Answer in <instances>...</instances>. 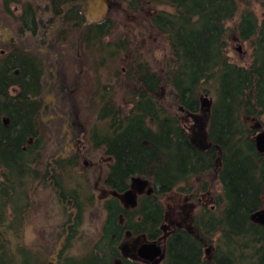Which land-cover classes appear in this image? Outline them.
<instances>
[{
    "label": "trees",
    "instance_id": "obj_1",
    "mask_svg": "<svg viewBox=\"0 0 264 264\" xmlns=\"http://www.w3.org/2000/svg\"><path fill=\"white\" fill-rule=\"evenodd\" d=\"M14 1L34 19L30 21L33 25L26 23L34 33L40 27L38 18L58 11L56 7L53 10L41 6L50 0H6V5ZM113 1V10L131 22L128 29L133 38L143 39L149 32L165 36L170 56L155 70L141 47L139 55L129 60L124 85L133 98L130 115L123 118L121 109L107 102L106 112L103 110L100 117L112 119L111 130L106 135L96 132L93 136L94 145L104 146L106 155L113 158L101 184L122 192L132 175H140L151 180L154 192L142 199L138 213L125 211L116 197L107 200L102 234L92 251L79 259L63 253L76 236L79 241L83 239L82 234H76V227L87 211L83 205L93 207L95 196L89 194L86 202L77 201L78 209H73L71 215L63 207L65 213L54 226L56 234L47 241L48 252L54 250L61 235L68 233L59 264H112L125 230L147 233L154 239L165 233L164 195L180 184L185 186L179 188L182 192L209 193L212 182L217 180L221 193H215L216 208L202 206L192 212L184 227L177 223L167 238L164 264H264V225L251 218L262 206L264 194V152L254 141L255 134L264 130V12L260 19L247 6L240 14V37L253 46L254 60L247 66L233 61L228 54L226 24L240 12L237 0ZM257 2L264 11V0ZM162 4L172 10L157 9L156 5ZM65 27V32L75 36L55 40L63 60L70 59L71 52L84 42L96 47L115 25H107L104 32L99 25L83 29L77 21ZM127 42L119 40L117 48L129 50ZM20 44L24 48L22 41ZM21 48L0 57V264H44L24 244V230L33 216L42 217L45 223L49 219L48 206L36 201L40 186L53 190L63 203L61 177L66 167L78 163L76 159L68 165L61 160L55 164L47 161L49 148H45V128L39 121V80L44 64L34 70ZM16 69L20 71L15 73ZM62 76L69 75L64 71ZM78 78L82 80L77 73L71 82ZM77 85L75 82L73 87ZM163 89H168V100L163 99ZM202 93L214 97L206 125L213 147L207 150L191 141L180 119L182 112H201ZM6 117L8 123L4 121ZM50 135L58 139L57 132ZM49 197L44 199L45 204L50 202ZM120 213L127 217L124 226L119 223ZM208 247L210 255L205 251Z\"/></svg>",
    "mask_w": 264,
    "mask_h": 264
},
{
    "label": "rangeland",
    "instance_id": "obj_2",
    "mask_svg": "<svg viewBox=\"0 0 264 264\" xmlns=\"http://www.w3.org/2000/svg\"><path fill=\"white\" fill-rule=\"evenodd\" d=\"M237 1L240 4V12H238L237 15L226 24L229 33L228 54L233 61L248 66L252 64L254 60L253 46L250 41H245L240 37L238 32L240 14L245 7L249 6L255 10L261 19L264 11L257 0ZM154 5L155 4L151 6ZM19 6L18 3H12L10 12L13 13L9 14L2 5V0H0V17L6 22L13 23L15 17L20 15L21 8ZM156 7L157 9L172 10V8L165 4L156 5ZM149 9L150 8H148V11H150ZM107 16L111 18V23L115 25L112 33L103 39H100V43L97 44L96 47L94 46L88 49L87 47L81 46L80 48L73 50L71 52L72 56L70 57L69 63L65 62L64 64H67L65 70H62V66L60 67L61 76L64 71H67L70 81L72 80L73 75L76 76L77 73L80 77L86 79L85 81H80L78 88L75 89L74 97H76L78 102L81 103L85 100V104H82L81 108V114L83 115V118L82 115L81 118L87 123L88 138L90 136H95L98 132L103 133L104 135L110 132V129L108 128L110 124L109 119H99L100 113L106 109H103L104 103L115 102L117 106L122 108L125 114H127L131 107L132 100L128 94L129 88L124 85L125 74L128 69L129 60L139 55V47H141L142 54L147 58L150 64L149 66L153 70L158 68L161 63L165 64L170 56L169 43L165 36H155L153 35L154 32H149L147 37L138 40L130 35L128 26L132 24L130 21L126 20L127 17H124L118 11H114L113 8ZM27 38L30 39V41L35 40L36 42L37 40L29 36H27ZM123 38L128 41L127 46L129 47V50L127 51L118 49L116 45V43ZM4 47L5 46L0 45V57H4L1 54L2 49L8 50ZM64 47H66V45H64ZM239 47L241 50L238 49ZM115 50L117 51L115 52ZM111 52H115V55ZM15 93L16 92H13L12 94ZM162 93L163 99L168 100V89H163ZM202 95H207L209 98L214 99L213 95L210 93H202ZM166 102L168 103V101ZM76 112H79L77 108ZM198 114L200 115L201 112H198ZM180 119L182 125L187 128L188 133L192 134L191 128L197 126L195 119L187 116L184 112L180 113ZM49 131L50 127H45L44 131H42L43 140L45 141V148H49L47 151V161L55 164L56 160H54V158L56 156L57 148L54 146L55 140L51 138V132ZM89 142L88 147L90 146V148H85V159L87 160V163H84L82 159L78 166L66 167L65 174L61 177L63 184L62 191L65 192L63 203L59 201L57 194L54 193L53 190L45 189L41 186L39 188L36 201H39L40 205L48 206L49 219L45 223L42 217L33 216L29 221V224H27L23 236L24 244H27L34 254H36L39 263H52V254L58 244H56L54 250L49 253L47 250L49 247L47 241L53 240L56 234L53 233L54 226L60 219H62V215L65 213L63 207H67L68 212L71 215L72 212L74 213L73 209H78V207H76L78 205L77 201L86 202L89 194H94L95 205L93 207H86V205H83L84 208H87V211H85V217L80 226L76 227V234H82L83 239L79 241L76 239L78 238L76 236L70 243L71 245H69L64 251V256L75 259L84 258L92 251L95 242L98 241L102 234L103 224L106 219V210L104 209V198L106 195H103L105 187L101 184V179L104 177L107 165L113 162V158L106 155L103 147L94 148L91 145L92 142L90 140ZM57 172L61 174L62 170ZM212 183V189L209 193L203 194L201 192H196V190L194 191L195 194L182 192L179 188L184 185L180 184L171 193L164 195L162 201L166 208V217L162 223V227L164 226L165 228L162 229L165 234L173 231L174 228L178 226L177 223H180L188 216V214H186L187 212L192 214V212L194 213L199 209V207H195L196 210L194 208V211H192L190 204H196L198 202V197L202 196L201 194L204 195L202 203H206L209 208H212L213 205L214 209L216 208L215 193H221V184L217 180ZM71 192L76 194V196L71 195ZM84 192L86 193L84 194ZM48 195H50V202L45 204L43 201ZM205 251L207 255L211 254V249L210 252H207V248H205ZM160 264H163V262Z\"/></svg>",
    "mask_w": 264,
    "mask_h": 264
},
{
    "label": "flooded vegetation",
    "instance_id": "obj_3",
    "mask_svg": "<svg viewBox=\"0 0 264 264\" xmlns=\"http://www.w3.org/2000/svg\"><path fill=\"white\" fill-rule=\"evenodd\" d=\"M12 3H18V5H20L19 7L21 8V11L20 15L15 17V20L13 21L14 24L6 22L0 17V45H3L8 49H2L1 54L4 57L9 56L12 52V49H16V47L21 48L20 43L22 41L24 48H21V50L31 54L29 55L26 52H21L22 55L26 56L28 64H30L34 70L40 67L38 64H41L42 66L44 64V67H42L43 73L39 80L42 89L39 96V99L41 101L39 121L42 127H50L49 132H57L58 139L55 140L54 144L55 148H57V151L54 160H61L68 164V162H70L71 160L76 159L77 163L79 164L83 159V162L87 163V160L85 159V148H90V146L88 147V143H90L89 140L92 142L91 145L94 148H104V146H95L94 137L90 136L88 138V126L86 121L82 119L83 115L81 114L82 104H85V100H83L81 103L78 102V99L74 97L75 89H77L79 85H77V87H73V85H75V82H78V84H80V79L78 78L77 81L72 83L71 81H69V78L67 76H61L60 67L62 66V70H65L67 64H64L65 62L69 63L70 59H62V57L59 55L58 48L56 47L55 40L59 37L62 39H73V36L75 35H73V33L65 32L64 28H66L65 26H69L71 24L73 25L74 23H76V21L77 23H80L82 25L83 29H89L91 25H99V28H101L104 32L107 28V25L112 24L111 18L107 15L113 8L114 1L108 0L110 7L108 11L104 15H102L101 18H95V14L98 13L97 9L103 8V3L100 2V0H66V2L62 3L60 1H56V3H54V0H50V2L47 3H40L43 8L48 9V7H51V9L54 10V8L56 7L58 8V11L54 12L53 15H51L49 11L48 17L38 18L37 22L39 21L40 27L36 28V33H34L35 31L31 30V27L29 28V26L26 24L27 22H29L31 25H33L34 23L32 22H34V19L31 18V16H28V12L27 10H25L26 8L23 7L22 4L14 1L9 3L8 7V5H6V0H2V5L9 14L13 13L10 12ZM65 19L66 22L64 23ZM61 29L62 33L58 34ZM27 36L33 39H37V43L35 42V40H31L33 41L31 42L30 39L27 38ZM106 36L107 35H103L100 39H103ZM29 42H31L32 45ZM83 46L89 49L90 43L84 42ZM40 51L43 54L40 55ZM56 53L58 54V56ZM19 71L20 70L18 69L14 70L15 73H18ZM85 80L86 79L82 77V81ZM68 82H70L71 84ZM130 98L133 102V98ZM132 102L127 114H125L122 108L117 106L115 102L113 103L121 109V116L125 118L130 115L129 111H131L132 109ZM106 105L107 103H104L103 109L106 108ZM76 108L79 110V112H76ZM101 114L102 112L100 113V115ZM194 114H197V116ZM100 115V120L109 119L110 124L108 128L110 129L112 119L107 117L101 118ZM198 115V113L187 114V116L193 117L197 122V126L195 128H191L192 134L189 133L191 141L193 138L197 140L201 133L199 131V128L203 123V119L200 117V115ZM6 119L8 118L6 117L4 121L5 123H8L9 120L6 122ZM184 128L187 130L185 126ZM259 132L260 131H258L255 136ZM211 147H213V145ZM136 178H141L148 181V185L146 187H143ZM104 187L105 191L103 192V195H106L104 198V206L107 200H109L111 197H116L121 208L125 209V211L129 213H138V207L142 199L146 196H151L154 192V190L152 193L147 192L149 187H153L152 182L148 178L140 175H132L129 179V186L122 192L109 190L108 187ZM201 195L202 196L198 197V202L196 204H190L191 210H194L195 207L200 208L202 206H208L206 203H202L204 195ZM261 200L262 206L256 211L262 210L264 208V194ZM212 209H214V205L212 206ZM256 211H254L251 215H253ZM186 214H188L186 218L190 219L191 213L187 212ZM186 218L181 221L179 227H184V225L187 224ZM255 219L258 218L255 217ZM126 220L127 217L125 216V214L120 213L119 223L121 224V226H124ZM104 227L105 222L103 224V228ZM162 228L165 227L163 226ZM168 234L164 233L160 237L154 239L150 238L147 233H137L132 229L125 230L122 235L120 244L118 245V254L115 255L111 263L160 264L161 262H163L164 264L167 252ZM67 235L68 233L65 235H61L60 241L58 242V245L55 248L54 253L52 254L53 260L51 264H59V259L61 257V254L63 253L62 250H64L65 246L67 245ZM147 242H159L164 249V255L155 261H149L140 257L138 253L139 248L141 245Z\"/></svg>",
    "mask_w": 264,
    "mask_h": 264
},
{
    "label": "water",
    "instance_id": "obj_4",
    "mask_svg": "<svg viewBox=\"0 0 264 264\" xmlns=\"http://www.w3.org/2000/svg\"><path fill=\"white\" fill-rule=\"evenodd\" d=\"M100 2L103 3V8L97 9L98 13L95 14V18H101L102 15H104L109 7L110 4L108 3V0H100ZM241 50V48H238ZM212 107V99L209 98L207 95H204L201 97V114L200 117L203 119V123L199 128L200 136L196 140L195 138L192 139V142L200 149L206 150L210 148L213 144L209 140V135L207 131V121L209 119V113ZM197 116V114H194ZM199 116V115H198ZM8 119H6V122ZM255 144L260 152H264V131H260L254 138ZM137 181H139L142 186L146 187L148 185V181L143 180L141 178H136ZM153 187H149L147 192L152 193ZM129 194V193H128ZM252 219L258 223L264 224V208L262 210L256 211L253 215H251ZM258 218V219H255ZM210 247L207 248V252H210ZM139 256L147 259L149 261H155L158 258L162 257L164 255V249L162 245L159 242H147L140 246L139 248Z\"/></svg>",
    "mask_w": 264,
    "mask_h": 264
}]
</instances>
